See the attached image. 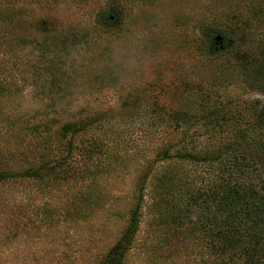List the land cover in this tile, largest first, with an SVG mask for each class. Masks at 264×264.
<instances>
[{
  "label": "rangeland",
  "instance_id": "1",
  "mask_svg": "<svg viewBox=\"0 0 264 264\" xmlns=\"http://www.w3.org/2000/svg\"><path fill=\"white\" fill-rule=\"evenodd\" d=\"M0 10V170L38 165L49 150L56 160L62 124L104 115L74 139L97 144L93 179L67 161L48 179L0 183V264H100L127 224L139 171L210 173L152 162L163 143L206 141L175 112L228 102L243 123L264 104L250 80L264 56V0H0ZM214 30L241 62L228 46L206 54ZM150 193L123 264H206L188 231L156 217Z\"/></svg>",
  "mask_w": 264,
  "mask_h": 264
},
{
  "label": "trees",
  "instance_id": "2",
  "mask_svg": "<svg viewBox=\"0 0 264 264\" xmlns=\"http://www.w3.org/2000/svg\"><path fill=\"white\" fill-rule=\"evenodd\" d=\"M212 27L215 26L208 25V29ZM215 31L205 34L203 39L206 54L234 50L231 60L241 62L238 48L225 40L219 46L221 37ZM258 68L252 77L249 74L250 80L257 79L264 92V56ZM254 110L253 121L243 123L239 120L241 114L235 116L232 103L228 102L211 107L203 104L191 114L175 112L173 118L180 127L188 123L198 125L206 141L186 140L183 136L175 142L176 148L170 142L163 143L152 162L204 166L210 173L197 182L193 176L169 166L155 172L150 166L139 171L127 224L100 264H123L139 231L148 185L150 207L156 217L188 231L206 264H264V104ZM103 116L62 124L53 133L61 143L66 140L61 145V156L53 160L49 150L38 165L16 171L0 170V183L15 178L48 179L49 175H60L61 166L67 161L77 162L79 170L83 166L82 179H93L96 174L90 161L97 144L87 141L75 145L74 139L96 126Z\"/></svg>",
  "mask_w": 264,
  "mask_h": 264
}]
</instances>
